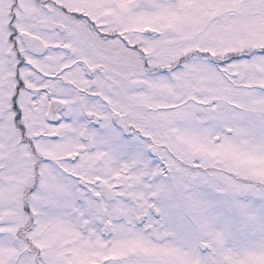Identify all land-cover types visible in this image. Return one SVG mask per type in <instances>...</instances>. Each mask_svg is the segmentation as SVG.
I'll list each match as a JSON object with an SVG mask.
<instances>
[{
  "label": "snow or ice",
  "instance_id": "obj_1",
  "mask_svg": "<svg viewBox=\"0 0 264 264\" xmlns=\"http://www.w3.org/2000/svg\"><path fill=\"white\" fill-rule=\"evenodd\" d=\"M0 264H264V0H0Z\"/></svg>",
  "mask_w": 264,
  "mask_h": 264
}]
</instances>
